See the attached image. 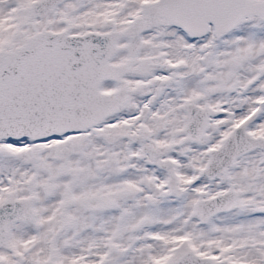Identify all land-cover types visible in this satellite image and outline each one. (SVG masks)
I'll return each mask as SVG.
<instances>
[{
	"label": "snow or ice",
	"instance_id": "6c2138e0",
	"mask_svg": "<svg viewBox=\"0 0 264 264\" xmlns=\"http://www.w3.org/2000/svg\"><path fill=\"white\" fill-rule=\"evenodd\" d=\"M0 264H264V0H0Z\"/></svg>",
	"mask_w": 264,
	"mask_h": 264
}]
</instances>
